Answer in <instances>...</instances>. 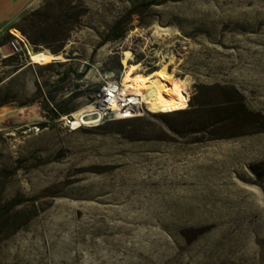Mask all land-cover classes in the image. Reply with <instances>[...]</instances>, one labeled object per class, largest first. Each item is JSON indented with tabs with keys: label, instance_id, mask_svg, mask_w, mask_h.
Listing matches in <instances>:
<instances>
[{
	"label": "rangeland",
	"instance_id": "374dc122",
	"mask_svg": "<svg viewBox=\"0 0 264 264\" xmlns=\"http://www.w3.org/2000/svg\"><path fill=\"white\" fill-rule=\"evenodd\" d=\"M42 14L29 32L69 22L72 58L32 46L63 63L30 66L32 94L27 71L0 86V264H264V0H50ZM120 19L124 37L90 57ZM125 50L141 74L173 57L186 108L77 129L54 119L120 79Z\"/></svg>",
	"mask_w": 264,
	"mask_h": 264
},
{
	"label": "bare ground",
	"instance_id": "6f19581e",
	"mask_svg": "<svg viewBox=\"0 0 264 264\" xmlns=\"http://www.w3.org/2000/svg\"><path fill=\"white\" fill-rule=\"evenodd\" d=\"M14 36H18L26 42L28 58L32 63L48 64L53 62L54 57L48 48L33 49L22 34L18 32ZM130 55L129 50H125L123 53L121 58L123 72L117 83L113 82V80L108 81L111 86L109 88L111 96L109 108L119 110L121 107L120 101L126 100L125 96L131 97L129 101L131 105L134 104V106L139 107L145 104L151 113H168L186 108V104L179 92L188 83V80H179L175 86L172 84L175 79V70L171 71L168 67L173 63V57H170L169 63L161 60L158 68L149 73L141 74L143 67L139 63L129 62ZM85 108L86 106H83V108L73 111L72 115L76 117V120L84 112ZM76 124L77 121L72 125L75 126Z\"/></svg>",
	"mask_w": 264,
	"mask_h": 264
},
{
	"label": "built area",
	"instance_id": "2783aa9c",
	"mask_svg": "<svg viewBox=\"0 0 264 264\" xmlns=\"http://www.w3.org/2000/svg\"><path fill=\"white\" fill-rule=\"evenodd\" d=\"M8 47L10 49V55L17 56L20 60H27L28 56V46L26 42L18 37L12 35L8 40ZM113 80L117 83V79H111V76H105V80L98 88L97 92H93L88 96L87 102L85 104L86 108L84 112L80 114L78 119L72 115V113L61 115L59 117L62 124L70 129H77L79 127H96L105 121L113 119H129L136 116L143 115L146 112H150L148 107L143 104L139 107L130 104V96H125L126 100L120 101V109L112 110L109 108L110 105V91L108 81ZM69 94V93H68ZM151 113V112H150ZM77 121V124L73 126L72 124ZM40 127L38 125H33L27 128L26 131H32L33 133L38 132Z\"/></svg>",
	"mask_w": 264,
	"mask_h": 264
},
{
	"label": "trees",
	"instance_id": "16d2710c",
	"mask_svg": "<svg viewBox=\"0 0 264 264\" xmlns=\"http://www.w3.org/2000/svg\"><path fill=\"white\" fill-rule=\"evenodd\" d=\"M151 2H146L144 4V6L146 5H150ZM50 6V0H45L41 6H39L37 9L35 10H32L31 12H24L21 14V16H19V23L17 24V26H15L16 30L21 33L23 36H25L28 41L30 42L29 44L31 46H37V45H42L44 42H48L51 41V42H56L57 45L55 47H52L50 50L53 52V53H57V52H65L66 53V57L67 58H72L71 54H69L68 52H66V50L64 49L65 47V43L66 41L68 40V37H69V30H70V27H68V23L67 21H65V25L67 27V32L62 34V35H58V36H55V35H44V34H37V36L35 37L33 34H31L29 31V26L30 28L32 27V23L29 22V16H31L32 14H37L38 16L42 17L44 16L42 13L43 11L47 10ZM129 15L131 14H137V12L135 10H129ZM24 23V24H23ZM123 23H124V19H120V20H117L114 25L110 28V30L108 31L107 33V36L106 38H104L103 40H101L97 46H95L92 50H91V54H90V57H92V55L94 54L96 48L110 42V43H115L117 41H119L121 38L124 37V28H123ZM61 24V22H60ZM56 25H59V23H56ZM67 62V61H65ZM57 63H63V62H57ZM119 67V66H118ZM116 69H113V70H109L110 72L114 71ZM67 73L68 72H65L62 74V76H60L57 80V82L60 84L62 83V81L66 78L67 76ZM83 75V72H74V77L76 79L78 78H81ZM93 85V84H91ZM59 86V85H58ZM57 86V87H58ZM90 86V85H88ZM87 86V87H88ZM60 88V87H58ZM76 91V90H75ZM75 91H72L70 94H68L67 96H74L75 95ZM46 96V99L49 101L51 98H52V91L51 90H48L45 94ZM44 108L46 109V106L44 105ZM50 112L52 113L51 115L53 117H55L54 119L56 118H59L61 115H65L63 114L62 110L59 109V106L58 108L56 107H53L52 110H50ZM201 112L199 110V108H195V109H189L186 113L188 114H195V113H199ZM219 121H218V120ZM232 116L230 114L226 115V117L222 118V119H219V118H214L212 116H206L202 121H201V124H204L206 126H214L215 124L217 123H229V122H232ZM129 122H124L123 124H127ZM43 125V124H41ZM8 208H10V205H6V206H2L0 207V217L7 212Z\"/></svg>",
	"mask_w": 264,
	"mask_h": 264
},
{
	"label": "crops",
	"instance_id": "0c3cea01",
	"mask_svg": "<svg viewBox=\"0 0 264 264\" xmlns=\"http://www.w3.org/2000/svg\"><path fill=\"white\" fill-rule=\"evenodd\" d=\"M36 1L37 0H0V62L2 64V67H4L5 71L7 72V74L5 75L6 77L0 80V86L6 83V81H9L10 79L18 76L19 73L27 71V74L30 75V79L33 85L31 94L34 91L35 77L34 74L31 73L29 67L36 66V64L32 63L29 60V58L24 62V64H22L20 60L16 59L13 55H10L8 41L4 40L3 34L6 33L5 31L6 26H8V24L11 23L13 20L17 19L19 14L23 10L32 6ZM12 30L14 29L13 28L9 29L10 33H12ZM55 62L58 61H53L52 63ZM38 65L43 66L42 64H38ZM59 76L61 75H57V77ZM86 80L88 81L87 76L85 77L84 80L85 84H86ZM17 94L18 93H16L15 95L8 94L7 96H18ZM26 96H29V94H27ZM0 107H2V105Z\"/></svg>",
	"mask_w": 264,
	"mask_h": 264
},
{
	"label": "water",
	"instance_id": "95a60500",
	"mask_svg": "<svg viewBox=\"0 0 264 264\" xmlns=\"http://www.w3.org/2000/svg\"><path fill=\"white\" fill-rule=\"evenodd\" d=\"M64 54L66 55V53L64 52Z\"/></svg>",
	"mask_w": 264,
	"mask_h": 264
}]
</instances>
